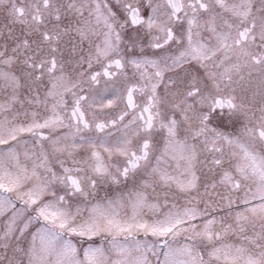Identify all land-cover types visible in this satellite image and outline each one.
Here are the masks:
<instances>
[{"label": "snow or ice", "instance_id": "1", "mask_svg": "<svg viewBox=\"0 0 264 264\" xmlns=\"http://www.w3.org/2000/svg\"><path fill=\"white\" fill-rule=\"evenodd\" d=\"M0 264H264V0H0Z\"/></svg>", "mask_w": 264, "mask_h": 264}]
</instances>
